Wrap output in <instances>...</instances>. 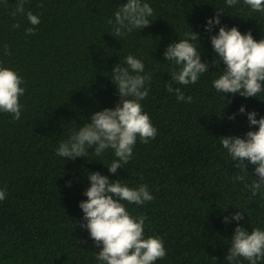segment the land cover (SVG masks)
Here are the masks:
<instances>
[{
  "label": "trees",
  "instance_id": "obj_1",
  "mask_svg": "<svg viewBox=\"0 0 264 264\" xmlns=\"http://www.w3.org/2000/svg\"><path fill=\"white\" fill-rule=\"evenodd\" d=\"M125 2L26 0L25 11L40 18L35 34L26 36L25 28L33 27L26 15H11L17 0H0V67L17 71L25 81L20 119L0 112V190L7 193L0 201V264H99L100 247L81 227L85 221L78 207L87 199L91 172L131 188L148 185L152 201L125 206L133 217H147L146 238L163 239L166 257L155 264H226L236 211L244 215L238 223L246 231L264 230V195L252 197L244 183L233 180L245 174L250 185L254 166L234 167L220 143L221 136L243 138L256 130L247 113L264 117V92L225 100L216 92L212 82L220 71L212 64L210 37L219 26L205 30L216 10L223 11L221 26L250 31L258 41L264 38V14H250L242 0L234 7H226L225 0H143L154 9L150 26L116 37L108 21ZM16 23L19 29L13 28ZM191 30L199 34L201 61L209 72L183 86L171 79L174 65L162 53ZM5 45L11 55L4 54ZM128 55L153 74L140 103L156 138L147 144L138 139L132 159L116 174L107 169L115 158L111 151L96 156L90 147L85 158L58 157L59 143L74 129L119 103L111 73ZM169 85L191 96L192 103L177 101ZM241 106L245 113H239Z\"/></svg>",
  "mask_w": 264,
  "mask_h": 264
},
{
  "label": "clouds",
  "instance_id": "obj_2",
  "mask_svg": "<svg viewBox=\"0 0 264 264\" xmlns=\"http://www.w3.org/2000/svg\"><path fill=\"white\" fill-rule=\"evenodd\" d=\"M26 0H17L13 17L25 14L27 21L33 27L25 28V35L35 34V27L40 24V18L31 11H25ZM241 0H225L226 7H234ZM242 4L251 13L264 14V0H242ZM223 11L206 21L205 30L211 32L219 26L215 35L210 37L211 47L215 53L212 64L220 71V75L212 82L213 88L226 96L240 95L242 97H257L264 92V38L255 40L251 32L242 34L235 26H221L220 16ZM154 15V9L143 0H126L114 12L112 35L124 37L133 30L149 27V17ZM16 23L13 28L19 29ZM199 34L194 31L184 33V38L166 46L162 53L165 61L172 62L174 69L171 79L183 86L195 84L200 76L209 72L207 62L201 61ZM4 54L11 55L8 46H4ZM223 69H220V64ZM153 74L145 73V65L133 55H128L124 63L113 66L111 80L116 85L119 103L114 108H104L94 112L85 122L74 129L70 135L61 141L56 149V155L64 160H75L86 157L88 148H93L96 156L111 151L114 159L107 166L108 172L117 173L132 159L133 148L139 139L147 144L156 138L157 129L152 125L149 115L144 112L140 101L149 94L148 83ZM24 79L7 67H0V112L12 116L14 121L21 117L22 105L20 97L25 93ZM169 93H175L177 101L192 103L191 96H185L179 87L168 86ZM227 103V101H226ZM239 113H245L241 106ZM255 111L247 113L249 126H256L255 131H247L243 138L227 136L220 138L222 148L234 162V167L247 171V165H253L252 174L256 177L249 185L245 174L233 176L234 181L244 183L251 196L264 195V117L256 119ZM235 114L228 117L234 119ZM142 178V177H141ZM90 186L85 190L86 200L78 207L83 213L84 224L90 238L100 247L96 253L99 264H155L164 260L166 249L164 241L156 235L145 237L146 216L133 217L125 206L134 204L143 206L154 199L147 184L131 188L121 183L119 179L110 180L99 172L88 173ZM70 186V182H67ZM6 190H0V201L5 200ZM228 207V206H227ZM225 207V211L227 210ZM238 209V208H237ZM244 219L241 211L231 216V221L237 225L229 241L225 255L226 264H264V230L251 229L248 232L240 226ZM229 223V217L223 218ZM215 260L216 257H213Z\"/></svg>",
  "mask_w": 264,
  "mask_h": 264
}]
</instances>
